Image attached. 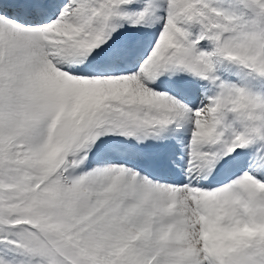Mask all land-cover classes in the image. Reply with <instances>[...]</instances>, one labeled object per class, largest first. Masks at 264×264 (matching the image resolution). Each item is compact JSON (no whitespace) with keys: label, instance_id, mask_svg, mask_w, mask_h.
I'll list each match as a JSON object with an SVG mask.
<instances>
[{"label":"snow or ice","instance_id":"obj_1","mask_svg":"<svg viewBox=\"0 0 264 264\" xmlns=\"http://www.w3.org/2000/svg\"><path fill=\"white\" fill-rule=\"evenodd\" d=\"M0 264H264V0H0Z\"/></svg>","mask_w":264,"mask_h":264}]
</instances>
